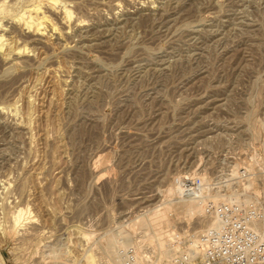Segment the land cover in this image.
<instances>
[{
  "label": "rangeland",
  "instance_id": "1",
  "mask_svg": "<svg viewBox=\"0 0 264 264\" xmlns=\"http://www.w3.org/2000/svg\"><path fill=\"white\" fill-rule=\"evenodd\" d=\"M52 2L0 0V264H170L177 179L263 150L264 0Z\"/></svg>",
  "mask_w": 264,
  "mask_h": 264
},
{
  "label": "built area",
  "instance_id": "2",
  "mask_svg": "<svg viewBox=\"0 0 264 264\" xmlns=\"http://www.w3.org/2000/svg\"><path fill=\"white\" fill-rule=\"evenodd\" d=\"M177 184L178 199L204 203L207 224L184 238L174 232L170 264H264V146L224 163L206 181L188 173ZM195 239L198 250L191 247ZM123 255L124 264H147L134 245Z\"/></svg>",
  "mask_w": 264,
  "mask_h": 264
},
{
  "label": "bare ground",
  "instance_id": "3",
  "mask_svg": "<svg viewBox=\"0 0 264 264\" xmlns=\"http://www.w3.org/2000/svg\"><path fill=\"white\" fill-rule=\"evenodd\" d=\"M54 1H57V0H53ZM52 2V4H54ZM32 7V6H31ZM41 7L39 5H35L33 8H29V10H26L21 16H22V19H23V24L25 27H28V28H31V27H35V30H37L38 32L41 31L44 27V24L48 23L50 18L49 16L45 13V12H41ZM0 11H2L3 13L5 12H8V8L7 6H5L4 4H1L0 5ZM9 13V12H8ZM14 14H12L13 16ZM16 15V14H15ZM19 16V15H18ZM72 18V12L70 9L68 8H65L64 10V19L65 20H71ZM21 19V18H20ZM21 19V20H22ZM22 24V23H21ZM23 26V27H24ZM4 36V35H3ZM3 36L1 35L0 36V41L3 39ZM7 51H5V55L6 56H9V55H12L15 51L18 52L14 46L11 45V42L7 43ZM3 46L0 44V48H2ZM21 49V48H20ZM19 49V50H20ZM3 51V50H2ZM20 52V51H19ZM10 58V57H9ZM203 178V177H202ZM205 181V180H204ZM189 200V199H188ZM186 201V200H185ZM184 204V203H183ZM203 204V203H202ZM202 204L200 205V202H197L195 200H191L190 201H187L184 205V213L187 214V215H193L199 211H202L203 207H202ZM159 211V210H158ZM157 211V212H158ZM21 213L22 211L19 210L17 211L16 213H13L14 214V217H13V220L12 222H14L15 224L19 223L20 221V217H21ZM159 213V212H158ZM13 216V215H12ZM160 220V219H158ZM156 221V220H155ZM161 222V221H160ZM212 224V222H210V225ZM15 226V225H14ZM167 230V229H166ZM165 231V230H164ZM177 233V232H176ZM174 233H172L171 230H169L168 232H160L159 233V236L161 238V245L164 246L165 243H166V240H165V236H168V237H172ZM167 237V238H168ZM173 238V237H172ZM169 239V238H168ZM199 241L198 239H195V241L192 242L191 244V247L192 249H196L198 250L199 248ZM136 245V244H135ZM134 245V247H135ZM136 251H138V248L135 247ZM138 256L141 258L142 261L146 262L147 264H157V263H153L150 259H146L144 258L143 254L138 251ZM167 254V253H166ZM153 257V256H152ZM91 259V258H90ZM148 260V261H147ZM150 261V262H149ZM88 264H94L93 262V258L91 260H88Z\"/></svg>",
  "mask_w": 264,
  "mask_h": 264
}]
</instances>
